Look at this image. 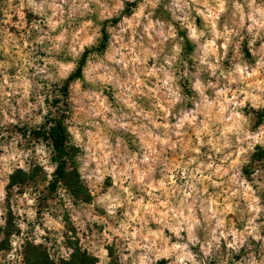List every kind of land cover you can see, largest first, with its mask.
I'll return each instance as SVG.
<instances>
[{
    "label": "clouds",
    "instance_id": "9594fccd",
    "mask_svg": "<svg viewBox=\"0 0 264 264\" xmlns=\"http://www.w3.org/2000/svg\"><path fill=\"white\" fill-rule=\"evenodd\" d=\"M0 12L22 34L6 43L25 52L0 79V228L13 176L38 172L44 196L63 203L38 217L41 191L14 186L21 235L0 264H22L27 242L49 237L72 264L73 230L103 264H264V0H2ZM62 118L75 163L52 192ZM241 208L245 221L230 225Z\"/></svg>",
    "mask_w": 264,
    "mask_h": 264
},
{
    "label": "rangeland",
    "instance_id": "374dc122",
    "mask_svg": "<svg viewBox=\"0 0 264 264\" xmlns=\"http://www.w3.org/2000/svg\"><path fill=\"white\" fill-rule=\"evenodd\" d=\"M0 2H2V0H0ZM18 3V0H17ZM0 19H3V13L0 12ZM29 19H31V17H29ZM18 17H14L12 23H18ZM197 23L199 24L200 21L199 19H197ZM105 34H106V39L105 41H107L108 39V35H107V31L105 30ZM20 35H22L20 32H18V30L16 28H9V29H5L3 28L2 25H0V65L3 64H7V63H11L13 61L19 62L20 63V67L13 69L12 71H4V72H0V79H2L4 76H15L17 75V73L20 71V68L23 67V63L20 61V58L22 56L25 55L24 49L22 47L21 44H11V43H6V41H8L9 37L11 38H18ZM181 36H185V32H180ZM141 43H144V41H141ZM194 46L189 44L186 48V51L190 52L192 50ZM104 45L101 46V51H103ZM245 52H248L247 49V41H245ZM6 57H8L6 59ZM249 57H250V53H249ZM83 65V64H82ZM79 85V81H77L76 83L73 84V88L75 89L76 87H78ZM155 85V81H152L151 83H149L147 85V87L149 89L153 88ZM65 96L68 95V92L66 90V93L64 94ZM62 121L64 123V120L62 118ZM67 130V129H66ZM69 138V137H67ZM9 140H11V137H9ZM45 142L47 143V138L45 140ZM187 142L188 143H193L194 142V137L192 134H190L187 138ZM36 143H39V140L36 141ZM18 147H23V145H18ZM64 156H67V164H66V171L69 167V160L72 161V163H75L74 160V156L70 155L68 153H66L65 151ZM209 155H211V153H209ZM183 154L182 153H177L175 155H172L170 157L171 160H173L174 162H180V163H186L187 160L182 158ZM192 158H196V157H192L189 156L188 159H192ZM55 159H58V156L55 157ZM203 162V161H202ZM262 164V168H264V160L261 161ZM74 175H76L75 173H73ZM159 179V177H158ZM11 181L12 183L8 185V198H7V207H8V227L7 229H3L0 228V232H4L7 236V240L0 244V251H7V252H11L12 248H11V244H10V240L11 237L13 235L15 236H20L21 233L20 231L14 226L13 221L14 220H19L21 219V217L16 214L14 215L11 211L12 209V196H13V192H12V188L14 186L18 187V191L15 192V195L17 196H23L25 194V191L28 187L33 188L35 191H41V195H42V199L39 202V209H38V217L42 216L44 211L50 207L55 205L56 207H58L59 209H63V203L61 202L60 204L57 205L56 203V199L54 195H47L44 196V192L42 191L44 189V178L40 177L38 172L34 171L33 175L31 177L25 176L22 180L18 179L16 176L11 177ZM58 184H63V181L61 179H56V182L52 184L51 188H52V192H55V189L57 187ZM67 187V186H65ZM73 187H78L79 191H70V195L72 196H76L78 197L82 192L85 191V189L83 188V186H73ZM218 194L222 195V199L219 201V203L224 204V207H231V202L228 201V197L226 195V190H219ZM209 195H213L212 191H209ZM85 203L87 204H91L92 200H91V192H89V196L85 197ZM237 204L240 203V201H236ZM240 213L238 215H232V214H228L226 219L228 221V223L230 225H235L237 227H240L242 225V222L245 221V216L242 214L243 213V208L240 209ZM56 219H59L60 217L57 216L55 217ZM65 220L68 219L67 215H65L64 217ZM107 219V218H105ZM108 225L111 227L112 223L111 221H107ZM41 227H43V225H41ZM97 228H99V225L96 226ZM101 231H103V229H101ZM73 236L75 237V243H73L71 240L67 241V245L68 247H74L75 248V256L76 259L78 257H88V260L91 261L93 264H103V261L100 259L99 254H97L95 256V258H93L92 255L89 254L87 249H84L83 252H81L80 249V236L77 235L75 233V231L73 230ZM83 238L86 240H91L92 243L96 242L95 239V234H93L92 232H88L83 234ZM47 244L50 245V247H45L44 245H41L40 247H34L31 243V241L27 242L26 247H24V250L22 253H20L21 257H22V264H67V262L63 259L62 256L59 255V247H58V241L51 239L50 237L47 238ZM105 251L109 252V258L111 259L113 253H112V249L105 247ZM72 259V258H71ZM72 263H73V259H72Z\"/></svg>",
    "mask_w": 264,
    "mask_h": 264
},
{
    "label": "trees",
    "instance_id": "16d2710c",
    "mask_svg": "<svg viewBox=\"0 0 264 264\" xmlns=\"http://www.w3.org/2000/svg\"><path fill=\"white\" fill-rule=\"evenodd\" d=\"M105 39H106V34H105ZM81 64H83V61L81 62ZM77 76L80 75V72L76 73ZM66 93V90L64 92V94ZM67 130L64 127V123L62 121V119L60 120V126L56 127L52 130V140L55 143L56 149L58 150V159L61 160V164L60 167L58 169L57 172V179H61L63 181V177L65 176L66 173V164H67V159H64L66 155L65 154V148L62 146V141H65L67 138ZM73 176H75L74 174H72ZM71 183V182H70ZM73 259V263L72 264H93L91 261L88 260V257L84 256V257H78L76 259V256L74 255L72 257Z\"/></svg>",
    "mask_w": 264,
    "mask_h": 264
}]
</instances>
